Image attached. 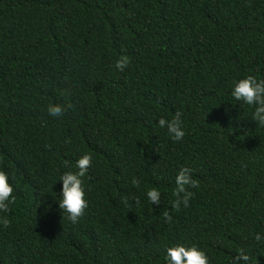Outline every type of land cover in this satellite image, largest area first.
<instances>
[{
  "label": "trees",
  "instance_id": "trees-1",
  "mask_svg": "<svg viewBox=\"0 0 264 264\" xmlns=\"http://www.w3.org/2000/svg\"><path fill=\"white\" fill-rule=\"evenodd\" d=\"M249 74L264 78V0H0V171L13 188L0 264H165L175 244L208 264L240 249L264 264V126L230 95ZM176 112L178 141L157 124ZM84 153L87 207L72 223L52 198ZM182 167L195 183L174 207Z\"/></svg>",
  "mask_w": 264,
  "mask_h": 264
},
{
  "label": "clouds",
  "instance_id": "clouds-1",
  "mask_svg": "<svg viewBox=\"0 0 264 264\" xmlns=\"http://www.w3.org/2000/svg\"><path fill=\"white\" fill-rule=\"evenodd\" d=\"M128 64V58L121 56L115 61V68L119 71ZM231 97L245 105L252 107L250 118L256 123L264 126V78H257L249 74L238 78L231 83ZM63 107L60 104H49L47 112L50 116H59L63 112ZM159 127L164 128L170 139L174 141L181 140L185 135V129L182 124L181 114L176 112L171 118L163 117L157 120ZM89 153L82 154L75 161V171H65L59 176L60 189L57 195L58 199H53L57 208L66 214V219L72 223L77 222L82 216L87 207L85 192L82 185V177L88 170L91 162ZM190 169L182 167L178 170L175 176L174 195L177 197L173 202L174 207L183 204L185 207L188 203V198L192 195L186 191V185H193L195 182L190 179ZM135 184V179L132 180ZM12 186L8 183V176L5 172L0 171V213L7 212L8 205L11 202ZM182 194V195H181ZM145 196L150 203H160V192L155 188H148ZM50 207V203H45V210ZM9 220L7 217L0 215V227H7ZM255 239H261L260 234H255ZM165 264H208V257L205 252L196 245L175 244L169 246L165 250ZM250 255L244 250H238L233 257V264H249Z\"/></svg>",
  "mask_w": 264,
  "mask_h": 264
}]
</instances>
